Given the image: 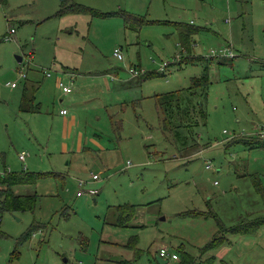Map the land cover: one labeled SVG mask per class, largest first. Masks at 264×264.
Here are the masks:
<instances>
[{"label": "rangeland", "instance_id": "1", "mask_svg": "<svg viewBox=\"0 0 264 264\" xmlns=\"http://www.w3.org/2000/svg\"><path fill=\"white\" fill-rule=\"evenodd\" d=\"M73 3L84 10L59 15L60 0H0V173H50L14 187L37 194L33 210H0V264H160L162 247L198 260L219 224L264 219V0ZM171 22L198 28L192 54ZM195 57L210 61L207 119L165 130L156 95L175 92L172 103H182L206 69ZM70 73L65 96L57 79ZM25 84L39 86V112L18 109ZM61 106L75 114L71 123ZM117 206L133 211L129 226L111 223ZM225 236L226 251L207 252L214 264H246L244 254L264 264V226Z\"/></svg>", "mask_w": 264, "mask_h": 264}, {"label": "trees", "instance_id": "2", "mask_svg": "<svg viewBox=\"0 0 264 264\" xmlns=\"http://www.w3.org/2000/svg\"><path fill=\"white\" fill-rule=\"evenodd\" d=\"M59 15L72 11L84 10L82 5L73 3L68 6V0H60ZM171 25L179 32V43L183 51L192 54L193 51V35L197 32L198 28H195L191 24H185L181 22H171ZM193 63L204 62L206 69L200 76L192 78L191 87L183 91L182 103H172L175 92L156 95L158 110L162 112L161 122L163 123L165 130H171L176 121L181 124L185 123V126H191L192 124H198L200 120L203 122L207 119L206 108L204 107V101L208 96L210 78L208 72V66L210 61L204 57L192 58ZM177 63H183V59L177 61ZM160 72V71H159ZM161 73H164L161 71ZM142 77L149 78L153 76L152 73H141ZM37 87L34 85L25 86L20 104L21 111L24 112H39L40 106L35 103V93ZM171 101V102H170ZM160 112V113H161ZM183 113L184 115H181ZM161 114V115H162ZM164 130V131H165ZM261 140V139H259ZM24 169L22 171H4L0 173V210L9 211L11 213L16 211H31L34 209L37 201V194H23L16 193L14 187L19 185H27L36 183L38 178H45L50 176V173H37L30 172ZM252 182L254 186L259 190L261 187V180L258 176H252ZM115 212L112 214L113 218L111 223L116 226L127 227L126 222L130 215H133V211L127 206H117ZM212 214L210 212H200L198 216L208 218ZM197 216V217H198ZM264 222L263 219H256L249 221L248 223H238L232 227H226L223 224H219V228L215 237L200 251L201 254L198 260H194L189 253L182 252L181 256H177V264H214L215 257L213 255H207L203 257L208 251L220 247L225 241V235L228 232L246 233L253 230ZM38 225L33 223L20 241L26 240L37 229Z\"/></svg>", "mask_w": 264, "mask_h": 264}, {"label": "built area", "instance_id": "3", "mask_svg": "<svg viewBox=\"0 0 264 264\" xmlns=\"http://www.w3.org/2000/svg\"><path fill=\"white\" fill-rule=\"evenodd\" d=\"M14 31H15L14 28H10L9 31L7 32L6 36H5V40H9L11 38V35H12V33ZM113 55L117 59L123 60V55H122V52H121V49L120 48H118V47L115 48L114 51H113ZM167 65H168L167 63H163L159 67V70L162 71V72H164V68ZM129 71L131 72V74L133 76H137L138 74H140V72L142 70H138L137 68L131 67L129 69ZM45 74L47 76H50L51 75V73L49 71H45ZM21 77L22 78H25L26 75L25 74H21ZM73 79H74V76H73L72 73L69 74V80L67 82H64L62 78H58L57 79V85L62 90V92L64 94H68V93H71L72 92ZM8 85L11 86V87H16L17 83H8ZM60 113L61 114H66L67 113V109L60 110ZM25 158H26V153L21 152L19 154V159L21 161L25 162ZM207 167H210V165L208 164ZM98 178H99V176L97 174H93V179H98ZM79 184L81 185L82 184V181H80ZM90 192H93V190L90 191ZM82 193H83V191L82 192H78L77 194L78 195H81ZM159 256L161 258H168L170 256V258H172V259H177V255L175 253H172V254L169 255L168 252H167V249L165 247L160 248V250H159Z\"/></svg>", "mask_w": 264, "mask_h": 264}, {"label": "crops", "instance_id": "4", "mask_svg": "<svg viewBox=\"0 0 264 264\" xmlns=\"http://www.w3.org/2000/svg\"><path fill=\"white\" fill-rule=\"evenodd\" d=\"M105 83H106V87H109V84H108V80H107V78H105V81H104ZM31 85H34V84H31ZM25 86H30V85H27V84H25ZM25 86L23 87V90H24V88H25ZM34 86H36L37 87V89L39 88V86L38 85H34ZM23 90H22V92H21V99H22V93H23ZM37 91V90H36ZM72 93V92H71ZM36 94V93H35ZM70 93H68V94H65V96L66 95H69ZM21 99H20V102H19V107H18V109L21 111V109H20V104H21ZM60 101L62 102L63 100L62 99H60ZM35 103H37V104H39L38 102H37V100H36V97H35ZM39 106H40V104H39ZM41 107V106H40ZM62 109H67V108H65V106H61V108H60V110H62ZM60 110H59V113H60ZM22 112H24V111H22ZM28 113H36V112H28ZM69 114V111L67 110V113L66 114H61L60 113V115H62L63 117V123H66V121H69L70 123L74 120V118H75V114L73 113V115L71 114L69 117H65L66 115H68ZM79 143H81L80 141H79ZM79 146H80V144H78ZM262 189L264 190V188L262 187ZM16 193H19V192H16ZM21 193V192H20ZM23 194H32V193H23ZM255 219H263V218H259V216H257V217H254V218H251V219H248V220H241V223H248L249 221H253V220H255ZM264 220V219H263ZM240 223V222H239ZM262 226H264V222L262 223V224H260L259 226H257V227H255L253 230H251L250 232H246V233H239V234H253V233H255L260 227H262ZM28 239V238H27ZM228 240V237H225V242ZM224 242V243H225ZM223 243V244H224ZM221 245L220 247H218V248H221V250H223V251H226L227 250V248H226V246L227 245ZM227 244H230L229 242L227 243ZM208 254L206 253L203 257H205V256H207ZM209 255H212V254H209ZM214 257H215V255H213ZM242 256H244L243 257V262L244 263H246V264H255V263H257V261L255 260V259H253L252 257H250L249 258V254H248V257H246L245 256V254L244 255H242ZM251 256V255H250ZM177 260V259H176ZM215 260H216V257H215ZM215 263V262H214ZM234 263H236L237 264V262H235V261H232L231 262V264H234Z\"/></svg>", "mask_w": 264, "mask_h": 264}, {"label": "water", "instance_id": "5", "mask_svg": "<svg viewBox=\"0 0 264 264\" xmlns=\"http://www.w3.org/2000/svg\"><path fill=\"white\" fill-rule=\"evenodd\" d=\"M17 60L20 62L22 60V57L17 56ZM158 261L160 264H166L167 260L162 259L160 256L158 257Z\"/></svg>", "mask_w": 264, "mask_h": 264}]
</instances>
